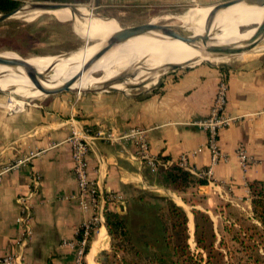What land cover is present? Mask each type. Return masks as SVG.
Instances as JSON below:
<instances>
[{
	"label": "crops",
	"instance_id": "obj_1",
	"mask_svg": "<svg viewBox=\"0 0 264 264\" xmlns=\"http://www.w3.org/2000/svg\"><path fill=\"white\" fill-rule=\"evenodd\" d=\"M57 1L85 6L116 20L132 13H155L189 3L206 7L228 0H46ZM222 75L229 83L225 114L233 121L219 131L224 158L213 164L208 134L200 122L211 114ZM156 83L142 92L60 93L15 113L0 106V258L11 255L15 264H74L79 231L101 208L123 212L142 195L155 200L168 197L186 205L180 195L157 184V169L138 156L133 140H107L99 131L113 130L121 137L144 129L152 156L176 162L190 153L188 169L195 176L194 172L213 167L211 182L199 186L211 205L222 199L251 207L249 182L264 183V57L175 68ZM73 124L97 135L89 153V176L98 187L97 206L90 196L80 195L73 172L68 142ZM240 145L252 158L247 166L238 156ZM35 173L42 177L37 193L32 184ZM25 197H30L34 210V232L29 238H23L17 221L20 199ZM110 247L103 213L87 264H98V254Z\"/></svg>",
	"mask_w": 264,
	"mask_h": 264
},
{
	"label": "rangeland",
	"instance_id": "obj_2",
	"mask_svg": "<svg viewBox=\"0 0 264 264\" xmlns=\"http://www.w3.org/2000/svg\"><path fill=\"white\" fill-rule=\"evenodd\" d=\"M34 2H46V0L26 1V2L23 1L22 5L20 6V8H22L21 11L23 13H21L19 16H16L15 18H11L0 23V53L17 56L19 58H21L19 56L21 55L23 57H26L28 61H30L32 64H38L47 61L49 59H53L54 57L64 56L63 54L69 55L74 52H81L85 50H87L88 53L91 55V57H93L96 53H98L101 50V49L98 50V48L103 46L108 41L109 39L108 36L115 33L114 31L107 29L99 30L96 28H92L89 30V27L87 25L77 20H73L72 19L73 17L65 12L38 13L39 16H37L35 19H28V17L26 16L34 17L37 15V14L35 15L36 10L35 11L31 10L30 7ZM57 3L68 4L69 2L57 1ZM199 6L202 5H199L197 3H189L179 8L157 11L155 13L152 12V13H143V14H138V13L127 14L128 17L124 19L116 18V20H114L111 19L113 18L111 16L100 14L97 11L94 12L90 11L85 6L73 5L77 15H81L84 13H92L93 16L100 19L107 18L114 20L117 22L119 26L136 23V22L154 21V23L156 22L158 24H167L178 27L184 26L189 21H191L192 19L188 20L187 18L197 15L199 9H212L214 5L206 6V7H199ZM138 15H142L143 18L133 17ZM38 19H42L43 21H48L53 23L59 22L61 24H65V27L57 25L56 30L64 33L67 30V28H69L72 31V34L71 36L69 35V36L57 37L58 38L57 41L51 40V42L26 41L23 39H19L18 35H19V30L21 28V23L24 22L30 23ZM199 27H202L201 23H197L194 27L187 26V29H189L194 33ZM204 30L206 29H203L202 31ZM251 35L252 34L237 36L236 34L233 37L232 42L237 43L238 41H241L242 39H245ZM226 39H228V36L226 37ZM152 42L153 40H145L144 45L150 44ZM177 42L179 43L173 42L171 44H165L163 46H160L157 49V52L158 51L163 52L171 47H176V46L178 47V45H180L181 43L180 41ZM125 45L130 47H138L133 42L130 41L125 42ZM111 49H109L99 59L105 60ZM157 52L155 51L150 54H145V53L133 54L127 52H119L114 62L121 63V62L141 61L146 56L148 55L151 56L153 54L155 55L157 54ZM203 55L209 58V60L204 59L202 61H198L195 64L201 62H213V63L223 64L225 62L243 60L246 58L250 59V57L253 58L264 57V40H262L257 46L253 47L252 49H249L247 51H242L234 55H212L210 53H206ZM88 59H90V56ZM217 59H220L221 61L219 60L217 61ZM182 62L184 64L185 63L188 64L180 65L179 67L176 68H184L195 65L192 64L194 60L182 61ZM48 65L49 64L45 65L44 67L47 68ZM16 67L19 66L5 65L3 63H0V78L12 79L24 72V70L21 69L11 70ZM173 69L175 68H168L166 71H164L157 78V82L165 73ZM129 71H131V69H126L118 72L115 70L103 71L101 69L93 68L91 70V73L92 76L98 81H100L101 79H104V81H111L117 78L118 76H121ZM128 77L129 75L125 76L123 78V81H127ZM147 83L148 82L133 84V85H137V87L133 89L126 88V90L124 89H118V90L127 91V92H142L146 90H151L152 88H154V86H156V84H158V83L156 84L151 83V85L147 87L146 86ZM90 90L101 91L99 88H90L83 90L82 92L64 91L62 93L66 92V93L80 94V93L88 92ZM38 94H39V89L37 88L32 90V92L29 95L30 97L28 96L29 98H27L26 100H24V98H22L20 94H13L12 96L16 95L15 98H17L19 101H25L30 104L35 103L36 101H40L41 99L46 97L55 96V95L39 96ZM0 97L3 99V103H5L8 102L11 95L8 92L0 91ZM14 102L17 103L18 101L14 99ZM163 187L171 189L173 192L180 195L186 203V205H179V206H182L186 210L189 217L188 244L190 250L194 253H198L199 251H202L198 248L196 242L195 217L193 213L194 209H200L208 213L212 217L214 221L215 233L218 237L216 245L219 244L222 235H225L227 240L230 239L231 234L224 229L225 225L231 226L232 223L234 222L235 228H239L240 227V223L238 220L239 217L241 218L242 216H249V217L253 216L252 208L248 207L247 204L245 203L237 205L222 199H217L211 205V203H209V201L207 200L206 195L199 190L198 185L191 184L189 187H187L185 190L182 191H176L174 190L173 187L170 186H163ZM172 203L178 205V203L172 198L167 197L166 200H155V199H151L148 196L146 197L145 195H142L141 200L132 201L127 206L126 211H123V213L128 214V229L132 232L133 242L138 247L142 256L136 255L135 252H131L129 250V245L125 241L117 240L114 243L111 236L109 235L111 240V247L109 250L102 251L101 253L98 254L97 256L98 264H125L124 260H128L136 264H147L148 262H146L145 260L146 258L148 259L152 258L154 252L162 250L166 247L165 244L163 243V233H164L163 224L165 223L168 227V230L170 231L171 225L168 217H169V207L171 206ZM189 213H192L193 216L191 214L189 216ZM146 243L149 245H146ZM229 243L232 244L230 241ZM114 244L116 245V248L113 246Z\"/></svg>",
	"mask_w": 264,
	"mask_h": 264
},
{
	"label": "bare ground",
	"instance_id": "obj_3",
	"mask_svg": "<svg viewBox=\"0 0 264 264\" xmlns=\"http://www.w3.org/2000/svg\"><path fill=\"white\" fill-rule=\"evenodd\" d=\"M211 10L212 9H199L197 15L187 18L188 20L192 19L191 21H189L184 26H180V32L185 36H202L207 32V42L210 45L217 44L243 46L252 38L258 27L264 22V0H241L233 5L219 9L215 15H213V17L210 16ZM57 12H65L71 15L73 20H77L87 25L89 30L96 28L99 30L107 29L117 32L121 27L115 21L97 18L93 16L92 13L77 15V13H73L70 7H62L49 11L48 13ZM21 13L23 12H18L16 16H19ZM38 13L39 11H36V16L26 17H28V19H35L37 16H39ZM197 23H201L202 27H199L194 33L187 29V26L194 27ZM208 27L209 30H207ZM202 28L206 30L202 31ZM236 34L237 36L249 34L252 35L236 43L232 42L233 37ZM111 35L108 37L110 38ZM227 36L228 39H226ZM145 40H153V42L144 45ZM127 41L133 42L138 47H130L125 45V42ZM177 41H180L181 43L178 45V47H171L163 52H157V49L160 46L171 44L173 42L179 43ZM103 46L98 48V50H100ZM155 51L157 54H153L151 56L148 55L141 61L121 63L114 62L119 52L150 54ZM206 53L208 52L183 42L180 39L162 35L157 31H149L134 33L132 37L114 45L109 51L105 60L97 59L87 69H85V65L92 58L87 50L74 52L65 56L54 57L53 59H49L38 64H32L30 61L28 62L37 68L38 72L36 74L46 87L59 86L67 81L77 78L74 81L72 88L78 92H82L83 90L90 88H100L109 82L104 81V79H101L100 81L96 80L91 73L93 68L101 69L103 71L115 70L118 72L131 69V71L125 73L129 74L127 81H122L121 83L117 82L113 86L117 89L126 90L127 86L130 84L148 82L146 84L147 87H149L151 83L155 84L157 82V78L173 64L187 65L188 63L184 64L182 61L194 60L192 64H195L198 61H202L204 59L209 60V58L203 55ZM3 56L11 60V63H14L16 60L18 61L20 59L17 56L7 55L5 53ZM89 56L90 59H88ZM47 64L49 65L47 68H45L44 66ZM18 66L19 67L13 68L11 70L21 69L24 70V72L12 79L0 78V90L7 91L10 94H20L24 100L30 97L29 95L33 89L38 88V95H44L43 91H41V88L29 78L26 69L21 65ZM15 96L11 97L19 101L17 98H15ZM14 99L10 105L14 104Z\"/></svg>",
	"mask_w": 264,
	"mask_h": 264
},
{
	"label": "trees",
	"instance_id": "obj_4",
	"mask_svg": "<svg viewBox=\"0 0 264 264\" xmlns=\"http://www.w3.org/2000/svg\"><path fill=\"white\" fill-rule=\"evenodd\" d=\"M22 2L19 0H0V13H8L20 8ZM65 27V24L53 23L38 19L30 23H21L19 39L26 41L51 42L57 41V37L71 36L72 31L62 33L56 27ZM59 35V36H58ZM167 160V157H160ZM156 182L160 186H170L176 191L185 190L192 185H206L208 180L192 174L188 169L174 163L170 166H159L157 168ZM252 217H239L240 227L225 225L224 229L231 236L227 240L222 235L218 245L217 235L214 229L212 217L200 210L194 209L195 235L197 246L200 250L194 253L190 250L188 239V214L186 210L175 203L169 207L171 229L168 230L164 223L163 243L165 248L153 253V257L146 258L147 264H264V183L260 180L249 182ZM106 226L113 242L125 241L129 250L141 255L138 247L133 242L132 232L128 229V214L110 210H104ZM96 228V227H95ZM96 231L91 236L87 247L89 253ZM229 241L232 243L230 244ZM146 245H149L146 243ZM116 248V245H113ZM118 247V245H117ZM125 264H136L124 260ZM87 264L86 260L85 263Z\"/></svg>",
	"mask_w": 264,
	"mask_h": 264
},
{
	"label": "built area",
	"instance_id": "obj_5",
	"mask_svg": "<svg viewBox=\"0 0 264 264\" xmlns=\"http://www.w3.org/2000/svg\"><path fill=\"white\" fill-rule=\"evenodd\" d=\"M229 89L228 79L225 75H222L214 104L211 110L210 116L201 121V127L207 132L209 138V147L212 152V161L213 164L220 162L224 158V154L219 146V131L227 127L233 121V118L225 114V108L227 104V94ZM13 102L12 97L9 98L8 102L1 103L0 106L6 108L9 113H15L22 111L30 103H23L22 106L14 104L10 105ZM7 103V104H6ZM98 135L103 138L111 141H115L121 138H127L133 140L138 156L147 162V164L155 169L159 166H170L174 163L188 169V160L190 153H183L178 161L173 162L170 160H162L161 158L154 157L150 153L149 141L147 138L146 130L141 128L133 129L129 134L125 136L118 137L116 132L113 130L108 131H99ZM97 138L96 134H92L87 129L83 128L78 124H73L71 128V135L68 138V142L71 145L72 160H73V172L76 176L80 195L82 197L90 196L93 200L95 206L98 205V187L96 181H94L89 176V153L94 144L95 139ZM238 156L241 160V163L244 166L251 161V157L248 155L245 146L240 145L238 150ZM189 170V169H188ZM198 177L206 178L208 182H211L213 175V167H208L202 169L199 172H194ZM42 177L39 173L33 175L32 184L33 192L37 193L41 185ZM118 200L122 199V196L116 197ZM104 210L101 208V212L95 216L92 220H89L83 224L81 230L79 231V237L76 242V257L74 264H84L87 256V247L89 245L91 236L93 232L97 231L99 222L103 218ZM33 204L30 197H25L20 199V212L17 218L18 223L22 228L23 238H29L33 235ZM96 227V228H95ZM0 264H15V259L13 256H5L0 258Z\"/></svg>",
	"mask_w": 264,
	"mask_h": 264
},
{
	"label": "water",
	"instance_id": "obj_6",
	"mask_svg": "<svg viewBox=\"0 0 264 264\" xmlns=\"http://www.w3.org/2000/svg\"><path fill=\"white\" fill-rule=\"evenodd\" d=\"M241 0H228L224 2L217 3L213 6L210 16L213 17L215 13L222 8L228 7L230 5H233ZM31 10L39 11V13H48L49 11L59 9L62 7H70L73 13L75 12V8L67 3H57V2H34L31 6ZM22 8H19L15 11L3 13L0 14V23L15 18L18 12L21 11ZM121 25V24H120ZM180 27L173 26V25H167V24H158L154 23V21L149 22H136L126 25H121L120 30L115 32L110 36L108 41L105 43V45L101 48V50L96 53L89 62L85 65V69H87L89 66H91L97 59H99L103 54H105L109 49H111L114 45L130 38L133 36L134 33L137 32H149V31H157L161 33L162 35L177 38L182 40L183 42H186L188 44H191L195 46L196 48H200L212 55H234L242 51H247L249 49H252L255 47L259 42L264 40V22L258 27L255 34L252 36V38L243 46H237V45H210L207 42L208 34L207 32L202 36H185L180 32ZM209 30V27L208 29ZM64 56L67 54H63ZM21 58L13 63H11V60L3 56V53H0V63H3L5 65H21L23 66L29 78L37 84L38 87L41 88V91H43L44 95L41 96H48V95H56L59 93H62L64 91L67 92H74L77 91L72 88V85L74 81L77 78H74L73 80L67 81L59 86L55 87H46L42 82L39 76H37V68L33 66L31 63L28 62V59L26 57H23L19 55ZM179 64H173L169 68H176L179 67ZM129 74H123L121 76H118L117 78L107 82L104 86L100 87V90H118L117 88L113 87L114 84L117 82H122L123 78ZM79 77V76H78ZM137 85L130 84L127 86L128 89L136 88ZM3 91V90H0ZM7 92V91H5ZM9 93V92H8ZM10 94V93H9ZM11 96L13 94H10ZM22 97V96H21ZM38 97V96H37ZM23 98V97H22ZM33 99V98H32ZM31 100V99H30ZM28 100V101H30Z\"/></svg>",
	"mask_w": 264,
	"mask_h": 264
}]
</instances>
